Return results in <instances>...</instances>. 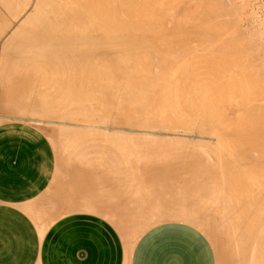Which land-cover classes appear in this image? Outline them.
<instances>
[{"label":"bare ground","instance_id":"bare-ground-1","mask_svg":"<svg viewBox=\"0 0 264 264\" xmlns=\"http://www.w3.org/2000/svg\"><path fill=\"white\" fill-rule=\"evenodd\" d=\"M236 2L0 0V107L64 120L45 121L58 165L41 228L105 191L116 206L101 216L128 245L153 223L180 220L225 237L219 264H264V43L257 23L244 34ZM157 130L170 135L153 139ZM193 131L234 150L201 138L191 145L213 157L195 151L183 140ZM137 135L146 144L134 146ZM180 135L193 150L175 146ZM111 176L113 190L96 182Z\"/></svg>","mask_w":264,"mask_h":264},{"label":"crops","instance_id":"crops-1","mask_svg":"<svg viewBox=\"0 0 264 264\" xmlns=\"http://www.w3.org/2000/svg\"><path fill=\"white\" fill-rule=\"evenodd\" d=\"M55 170L53 145L38 126L22 120L0 123V264H216L209 239L183 221L154 224L128 245L114 223L101 216L103 206H116L108 191L103 197L113 202L92 195L87 209L64 213L41 228L56 196L55 183L45 193L55 182ZM110 179L94 180L113 190ZM81 187L78 181L70 201H83Z\"/></svg>","mask_w":264,"mask_h":264},{"label":"rangeland","instance_id":"rangeland-1","mask_svg":"<svg viewBox=\"0 0 264 264\" xmlns=\"http://www.w3.org/2000/svg\"><path fill=\"white\" fill-rule=\"evenodd\" d=\"M236 1H237L236 3H238V5H239L240 11H241V17H240V20L242 21V22L240 21V22H241V27L244 26V27L246 28V27L248 26L247 28H248L249 31H250L251 28L255 27V25H256V23H257V25H256L255 28H258V29L260 30V33L258 34V31H259L258 29H256V31L258 30L257 33H256V31H255V32H252V33H253V35L257 34V36H255L256 39L259 38V35H261L262 37L260 36V39H257V41H258L259 44H260L261 41H262L261 43H264V41H263V40H264V29H263V28H264V27H263V26H264V0H236ZM228 15H229V14H228ZM229 16H230L229 19L231 20V18H232V20H233V17H234V16H233L232 14L229 15ZM232 16H233V17H232ZM239 16H240V15H239ZM224 17H228V16L225 15ZM242 17H243V18H242ZM253 17H254V18H253ZM244 18H245V19H244ZM246 18H247L249 21H246V22H245L244 20H247ZM256 18H257V19H256ZM225 19H226V18H225ZM242 19H244V20H242ZM250 20H252L254 24H252V21H250ZM248 22H249V23H248ZM244 23H246V24H244ZM250 25H254V26L251 27ZM262 25H263V26H262ZM244 27H243V28H244ZM250 27H251V28H250ZM247 28L244 29V30L242 29L243 32L245 31L244 34L249 33V32L247 31V30H248ZM240 29H241V28H240ZM253 29H254V28H253ZM262 29H263V30H262ZM232 30H233V29H232ZM232 30H229V31H232ZM254 30H255V29H254ZM254 30H252V31H254ZM261 31L263 32V34H261ZM250 33H251V31H250ZM254 33H255V34H254ZM245 36H246V35H245ZM253 37H254V36H253ZM255 37H254V38H255ZM261 38H262L263 40H262ZM4 89H5V87L0 86V91H1V92H2ZM2 96H4V94H3ZM32 103H33V102L30 101L29 105H33ZM3 111L5 112V114H4ZM0 112H2V113H0V123H2V122H7V121H11V120H22V121H27V122H30V123H32V124L38 126V127H39V128H40V129H41V130H42V131H43V132L49 137V139H50V141H51V143H52V145H53V148H54V151H55V156H56V169H57V165H58L57 151H56L55 143H54L53 139L51 138V136L49 135V129L46 127L47 125L45 124V123H46L45 121H47L48 119H49V120L52 119V120H54V121H57V123H58V122H62V121H64V120H62V118H59V119H61V120H59L58 117H52V118H47V119H45V118L42 117L41 119H42V120L45 119L44 121L40 120L39 122H34L33 119H29V118H30L29 116H31L30 114H24V115H22V114H19V113L12 112V111H10L9 109H5V108H3V107H0ZM6 113H7V114H12V115L9 116V115H7ZM17 114H18L19 116H18ZM27 115H28V116H27ZM14 116H15V117H14ZM25 116H26V117H25ZM58 125H59V124H58ZM86 130H87V129H85V131H86ZM93 130H94V128L91 129L92 132H93ZM96 130H97V131H96ZM96 130H95V132H93V133H96V132L99 131L97 128H96ZM132 131H133V132H132ZM89 132H90V131H89ZM99 132H100V131H99ZM99 132H98V133H99ZM129 132H130V133H131V132L134 133V132H137V131H135V130H130ZM160 132H162V130H159V132H158V130L155 131V135H157V136H152L153 139L156 138V137H158V136H161V135H162L161 138L159 137L158 139H156V140H159V139H160V141H161L162 137H164L165 135H167V136L170 135V134L168 135V134L163 133L164 131H163L162 133H160ZM75 133H76V132H75ZM93 133H92V134H93ZM156 133H157V134H156ZM158 133H159V134H158ZM181 133H182V132H181ZM191 133H192V134H191ZM198 133H199V132H198ZM198 133L195 132V131H193V132H189L190 135L183 136V137H186L187 139H188L189 137H191V138H189V139H191L190 141L187 140V139H185V138H183V137H182V138H183L184 141L186 140V143H187V145H189V147H190V146H195L196 143H198L197 139L201 140V138L206 140V141L204 140V142H205L204 144H206L207 142H209L208 144H210V145L213 144V143H212V142H213L212 140H214V139L212 138V136L208 135L207 132H203V133H201V136H204L205 138H204V137H201V138L199 137V138H198V136H195V135H200V133H199V134H198ZM77 134H79V133H77ZM153 134H154V132L152 133V135H153ZM79 135H80V134H79ZM98 135H99V134H98ZM100 135H101V134H100ZM163 135H164V136H163ZM191 135H193V136H191ZM206 135L209 136V137H207ZM137 136H140V135H137ZM137 136H136V138H137ZM181 136H182V135H180L179 137L177 136L178 139H179V138L182 139ZM194 136H195V137H194ZM92 137H93V136H92ZM92 137H91V138H92ZM95 137H97V135H96ZM95 137H93V138H95ZM99 137H100V136H99ZM101 137H102V138H105V137H103V136H101ZM140 137H141V136H140ZM172 137L174 138L175 136H172ZM172 137H171V138H172ZM177 137H176V138H177ZM210 137H211V138H210ZM91 138H88V139H87V143H89V142L91 143V141H92ZM97 138H98V137H97ZM97 138H96V139H97ZM141 138H142V139H139V138H138V139H139V140H138L139 142L136 141L137 143L134 142L135 140H137V139L134 138L135 140H133V143H136V145H134V146H138V144H140V140L145 139V138H143V137H141ZM150 138H151V137H150ZM164 138H167V137H164ZM168 138L170 139V137H168ZM195 138H196V139H195ZM207 138H208L209 141L207 140ZM90 139H91V141H90ZM106 139H107V138L104 139V140L106 141L105 144L111 146V144L113 143L112 140H109V139L106 140ZM153 139L151 138V141H152ZM180 139H179V140H180ZM93 140H95V139H93ZM100 140L102 141L101 138H100ZM148 140H149V139H148ZM163 140L166 141V139H163ZM167 140H168V139H167ZM105 141H102V142H101L102 145L104 144L103 142H105ZM143 141H144V140H143ZM146 141H147V140H146ZM146 141H145V143H144V142H142V143H143V144H146ZM165 141H164L163 143H165ZM173 141H175V138L173 139ZM173 141H172V142H173ZM176 141H177V140H176ZM181 141H182V140H180L179 143L176 142V144L173 143V145L175 144V146H176L177 148H178V147L181 148L182 145H184V146L186 147L187 145H185V142H184V141L181 142ZM192 141H196V143H195V144L193 143L194 145H191V142H192ZM202 141H203V140H202ZM93 142H94V141H93ZM95 142H98V143H99L98 140H96ZM154 142H155V140L153 141V143H154ZM156 142H157V141H156ZM156 142H155L154 144H156ZM161 142H162V141H161ZM161 142H157V143H160V144H161ZM170 142H171V141H170ZM170 142L167 141V143H170ZM172 142H171V143H172ZM188 142H189V144H188ZM142 143H141L139 146H143ZM163 143H162L161 146H164ZM167 143H165V146H164L165 149H167V148H166ZM181 143H184V144H181ZM215 143H216V140H215ZM215 143H214V144H215ZM105 144H104V145H105ZM177 144H181V145L179 146V145H177ZM214 144H213V146H215V147L218 146V145L216 146V145H214ZM217 144H218V142H217ZM99 145H101V144H99ZM112 145H113V144H112ZM158 145H159V144H158ZM168 145H169V144H168ZM173 145H170V146L168 147V149H169L171 146H173ZM227 145H229V144H226V146H227ZM231 146L233 147V145L230 143V145H229L228 147L231 148ZM176 147H174V148H176ZM195 147H196V146H195ZM204 147H207V144H206ZM171 148L173 149V147H171ZM183 148H184V147H183ZM183 148L181 149L182 151H183V150H186V149H187L186 151H189V150L191 151V150H193V149H189V150H188V147H186L185 149H183ZM196 148H197V147H196ZM196 148H195V151H196V150H199V151H200L201 149H203V147H202V148L200 147V149H198L199 147H198L197 149H196ZM210 148H211V146H208V148H206L205 150H207V151L209 152V149H210ZM212 148H213V149H212ZM212 148H211L212 150H218V152L220 151V152L223 153V152H224V149H225L226 147L223 149V151H221V149H220V144H219V146H218L219 149H218V148L215 149L214 147H212ZM221 148H222V146H221ZM203 150H204V149H203ZM203 150H202V151H203ZM205 150L203 151L204 154L207 152V151H205ZM233 150H234V147H233L231 150H229V151L232 153ZM202 151H200V153H202ZM225 151H227V149H225ZM229 151H228V152H224V154H227V153L229 154ZM197 152H198V151H197ZM208 152H207V153H208ZM218 152H217V153H218ZM220 152H219V153H220ZM207 153H206V154H207ZM211 153H212V151H210L208 154H209L210 156H212ZM206 154H205V155H206ZM209 155H208V156H209ZM208 156H207V157H208ZM210 156H209V157H210ZM212 157H213V156H212ZM212 157H211V158H212ZM55 174H56V170H55ZM54 183H55V182H52V183H51V189H48L45 193H48V195H49V193L52 192V188H53L54 185H55ZM165 221H178V220H162V221H159V222H156V223H153V224H157V223L165 222ZM179 221H180V220H179ZM183 222H184V221H183ZM153 224H151V225H153ZM194 227H195V226H194ZM196 228H197V227H196ZM198 229H199V228H198ZM199 230L202 231L201 229H199ZM202 232H203V233L205 234V236L209 239V241H210V243H211V245H212V247H213V250H214V253H215V258H216V264H219V260L221 261V258H222V260H225V259L227 260L228 257H227L226 255H225L224 257L222 256V254H223V255L226 254V252H227V250H228V249L225 248V244H227V243H224V242H223V240H224L225 237L223 238V240H222V237L219 238V240L221 239L220 242L217 241V240H216V241H213V240L209 237V235H208L206 232H204V231H202ZM236 238H237V237H236ZM224 241H226V239H225ZM218 242H219V243H218ZM227 248H228V245H227Z\"/></svg>","mask_w":264,"mask_h":264}]
</instances>
